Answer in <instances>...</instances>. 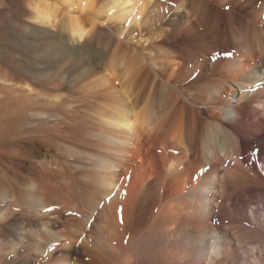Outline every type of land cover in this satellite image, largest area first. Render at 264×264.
<instances>
[{
  "label": "bare ground",
  "instance_id": "6f19581e",
  "mask_svg": "<svg viewBox=\"0 0 264 264\" xmlns=\"http://www.w3.org/2000/svg\"><path fill=\"white\" fill-rule=\"evenodd\" d=\"M261 113L264 0H0V264H264Z\"/></svg>",
  "mask_w": 264,
  "mask_h": 264
},
{
  "label": "rangeland",
  "instance_id": "374dc122",
  "mask_svg": "<svg viewBox=\"0 0 264 264\" xmlns=\"http://www.w3.org/2000/svg\"><path fill=\"white\" fill-rule=\"evenodd\" d=\"M76 9H77V8H74V10H76ZM108 24H110V23H108ZM38 27L43 28V29H48V27H45V26H42V25H41V26L38 25ZM50 31L53 32V33H58L59 30H58V28H57V29H51ZM53 35L55 36V34H53ZM53 35H52V36H53ZM54 36H53V37H54ZM262 114H263V113H261L260 116H261V118H263V120H264V115L262 116ZM263 128H264V125H263L262 129H263ZM263 130H264V129H263ZM263 136H264V135H263ZM1 248H2V244H1V240H0V250H1ZM1 254H2V253L0 252V255H1ZM8 256H11V255H8ZM8 256H7V257H8Z\"/></svg>",
  "mask_w": 264,
  "mask_h": 264
},
{
  "label": "snow or ice",
  "instance_id": "6c2138e0",
  "mask_svg": "<svg viewBox=\"0 0 264 264\" xmlns=\"http://www.w3.org/2000/svg\"><path fill=\"white\" fill-rule=\"evenodd\" d=\"M121 213H122V209L121 210H119Z\"/></svg>",
  "mask_w": 264,
  "mask_h": 264
}]
</instances>
